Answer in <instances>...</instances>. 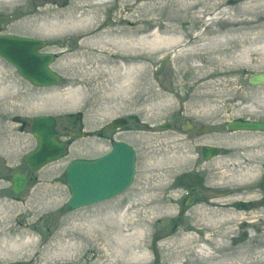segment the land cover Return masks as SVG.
<instances>
[{"label": "rangeland", "instance_id": "1", "mask_svg": "<svg viewBox=\"0 0 264 264\" xmlns=\"http://www.w3.org/2000/svg\"><path fill=\"white\" fill-rule=\"evenodd\" d=\"M7 1L0 0V35L43 41L41 52L55 57L52 69L61 81L53 88L33 87L0 58V105L6 101L11 106L10 114H0V127H12L7 145H0V264H264V211H257L254 206L242 211L230 210L236 214L232 219L227 217L229 211H200L204 205L211 206V201L196 203L182 216L181 229L167 237L181 214L182 198L189 192L197 195L195 189L208 195L204 201L227 204L232 188L247 179L258 190L253 202L261 197L256 186L264 166L263 143L252 148L251 169L220 162L196 166L197 155L179 131L181 121L177 114L183 112L184 117L195 118L200 123L208 120L224 123L239 117L263 119L264 85L252 87L249 78L264 74V60L246 71L209 67L208 74H214L193 85L192 79L198 76L189 68L205 66L207 58L187 57L176 61L173 58L232 55L229 50L236 52L234 38L240 39V50L264 55V0H202L191 11L196 19L188 24L168 23L167 17H173L174 12L163 11V0H105L102 4L90 0L96 24L103 26L102 33L120 29L127 33H115L117 43L107 47L101 42L88 47L97 49L96 55H144L145 59L162 55L155 57V62H148L147 77L155 94L153 100L157 94L171 98L168 108L144 113L137 111L140 108L119 104L121 100L116 98L108 105L117 107V114L106 118L100 114L106 106L102 100L95 104L79 100L72 112H61L64 106L43 101L53 95L65 96L74 88L58 69L59 64L71 55H88V48L80 47L83 38L79 39L73 32L49 30L48 36L39 35L35 21L44 18L42 11L65 10L75 1ZM208 7L215 13L229 11L230 17L221 15L212 21L214 16L203 14ZM242 20L249 24H240ZM103 38L101 41L106 42ZM179 38L188 44V50L196 52L186 53L188 47L177 44ZM177 69L188 71L184 79ZM203 83L211 85L199 90ZM5 85L10 88L7 92L3 90ZM140 103V107H148L143 101ZM248 103L255 104L254 112L243 109ZM91 111L98 115L97 120ZM37 116L56 118L57 130L68 143V149L58 162L31 172L25 157L36 148L31 124ZM118 118L127 119V129L132 132L130 137L117 138L134 144L138 151L134 184L113 200L70 210L67 167L74 160H93L108 153L111 145L101 140L99 133H106ZM166 125H170L167 131L163 130ZM15 173L30 179L20 196L11 191ZM143 197L147 201L140 202ZM124 212L133 218L122 223V230L111 229L110 217ZM145 213L146 226L139 223Z\"/></svg>", "mask_w": 264, "mask_h": 264}, {"label": "bare ground", "instance_id": "2", "mask_svg": "<svg viewBox=\"0 0 264 264\" xmlns=\"http://www.w3.org/2000/svg\"><path fill=\"white\" fill-rule=\"evenodd\" d=\"M14 0H8L7 2H13ZM75 1L71 6L65 10L59 9H46L41 12L44 18L37 19L35 24H37L36 32L42 36H48L49 30H58L61 33L73 32L79 39L83 38L81 43V48H88V55H71L66 58L63 62L59 64L58 69L65 73L66 77L71 80L72 87L67 91L65 96L53 95L50 97H45L43 101L54 103L55 106H64L61 112H72L77 101L81 100V103L88 101V103L95 104L99 100L106 103V106L100 113L103 117H111L117 114V107L109 106L117 98L121 100V105L127 106V108H140L137 111L139 113H144L158 108H168L171 98L166 95L157 94V101L153 100L155 94L152 92V84L148 80L149 63L155 62V57L162 55H152L151 59L144 57V55H96L97 49H92L88 47V44H96V42L104 43V46H109L114 44L116 41L113 35L115 33L126 34V30H116L113 32L102 33V25L96 24L95 13L90 5V0H73ZM164 7L163 11L170 10L173 11V17L168 16V23L175 24H188L190 20L196 19V16L191 13V11L200 4L202 0H190V2H185L184 0H163ZM155 8V7H154ZM157 10V8L153 9ZM213 8H206L203 14H211L212 21L218 19L221 15L225 17H230L229 11H223L221 13H215ZM170 12V13H171ZM241 13V12H240ZM242 14V13H241ZM232 17V16H231ZM202 15H198V19H201ZM230 19V18H229ZM122 21V20H120ZM242 25H248L249 22L242 20L240 22ZM171 28V26H170ZM106 38V42L101 41ZM117 40V39H116ZM117 43V42H116ZM233 43H235L236 48L235 54L231 51L232 55H175L174 61L180 58H192L196 60L198 57L207 58L205 66H194L192 65L189 70H194L197 72L196 78H193V85L200 84L205 80H208L211 75L208 74L209 67H216L218 70L228 68L230 72L246 71L256 68L255 63H261L264 60V55H254L248 49L240 50V39L234 38ZM177 44H184L179 38ZM190 44V43H189ZM87 45V47H86ZM97 46V44H96ZM184 47H188V44H184ZM187 52L192 53L196 50H188ZM198 52V50H197ZM67 56V55H62ZM186 70V69H185ZM182 69H177V74L183 76L187 72H181ZM178 75V78H180ZM180 78V79H182ZM211 83H203L199 87L200 89L206 90ZM81 88H75V87ZM88 87V91L86 88ZM51 88V87H50ZM53 88V87H52ZM44 89V88H43ZM5 92L9 91L10 88L5 85ZM206 94V93H205ZM19 96V95H18ZM22 98V95H20ZM141 101L146 103L148 107H140ZM9 104V103H8ZM7 102L0 105V114L11 113V106ZM249 105L244 106L243 109L248 112L255 111V104L248 103ZM119 105V106H121ZM14 104V108H15ZM119 108V107H118ZM92 117L97 120L98 115L91 111ZM12 132V127L1 126L0 133L4 140L0 142V145H7V135ZM251 169V164L245 166L244 168ZM230 195V203L220 204L214 203L211 200V206H206L201 208L200 211H229L227 217H233L236 215L231 211H242L239 208L240 204H246V202H253V198L257 197L256 193L258 190L251 185L250 181L240 182L238 187L232 188ZM147 201V198H142L140 202ZM231 210V211H230ZM245 211V210H244ZM257 211H264L258 209ZM133 217L128 216L127 212H124L116 217H110L111 229L122 230L123 224H126ZM132 221V220H131ZM148 217L145 213V217L139 222L140 225H147Z\"/></svg>", "mask_w": 264, "mask_h": 264}, {"label": "water", "instance_id": "3", "mask_svg": "<svg viewBox=\"0 0 264 264\" xmlns=\"http://www.w3.org/2000/svg\"><path fill=\"white\" fill-rule=\"evenodd\" d=\"M45 43L33 39L11 35L0 36V57L7 61L24 81L36 88L57 86L60 76L51 68L55 57L40 53ZM264 84V74L250 78L253 87ZM125 119L116 120L112 129L122 128ZM56 119L51 116H37L32 120L31 133L36 140V148L25 157L27 168L39 172L59 161L66 152V143L60 139L56 130ZM169 125L163 127L167 131ZM230 132H262L264 123L234 121L227 125ZM183 130L185 128L183 127ZM136 175V152L128 144L116 142L107 155L94 161L76 160L66 169V185L71 198L67 206L79 210L111 200L124 193L133 183ZM12 193L22 195L29 183L27 175L15 173L12 177ZM192 192L182 199V212L175 222L173 236L182 227L181 216L195 204Z\"/></svg>", "mask_w": 264, "mask_h": 264}, {"label": "flooded vegetation", "instance_id": "4", "mask_svg": "<svg viewBox=\"0 0 264 264\" xmlns=\"http://www.w3.org/2000/svg\"><path fill=\"white\" fill-rule=\"evenodd\" d=\"M184 116L186 115L183 112L177 114V119L181 121L179 124V131L183 133L185 142L187 145L193 147V151L197 155L195 160L196 166L214 165L220 162L234 167H245L252 162V148L254 145H258L259 142L264 144V133L229 132L227 130V124L230 122L229 120L224 123H218L215 120H208L205 123H200L195 118ZM235 120H249L252 122L264 123V118L253 119L251 117H239L233 118L231 121ZM128 126L120 130H112L109 125V128L105 130L106 133H99L100 139L109 142L112 147L114 142L123 141L118 139L117 136H131L130 134L132 131L127 129ZM182 126L186 127L185 131L182 130ZM135 128L139 129V125H135ZM174 128L177 129L176 126ZM72 135L75 136V133ZM88 137H90V134H88ZM128 144L134 147V144ZM134 149L136 148L134 147ZM256 187L260 190L261 197L255 202H246V204L244 203L243 205L240 204V209L252 208V206H254L257 210H264V166L262 168L260 181ZM195 190L198 192V197L196 195V203L208 204L211 201L209 199L204 201L208 195L201 193L198 189ZM229 194L231 195L232 193L230 192Z\"/></svg>", "mask_w": 264, "mask_h": 264}]
</instances>
